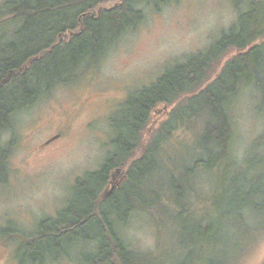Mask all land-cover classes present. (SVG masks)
I'll return each mask as SVG.
<instances>
[{
    "label": "trees",
    "instance_id": "trees-1",
    "mask_svg": "<svg viewBox=\"0 0 264 264\" xmlns=\"http://www.w3.org/2000/svg\"><path fill=\"white\" fill-rule=\"evenodd\" d=\"M168 1L0 3V184L8 180L16 144L14 132L5 142L2 137L13 131L15 117L97 66L144 21L140 5L160 11ZM232 2L238 16L229 29L205 50L165 66L110 116V150L97 169L75 178L55 215L40 218L35 232L19 242L20 264H44L81 246L89 249L77 253L79 264H232L247 227L264 228V131L238 160L231 113V102L249 86L259 94L264 117V0ZM232 51L213 74L212 67ZM161 105L170 108L168 116L145 140ZM198 119L201 125L190 143L169 144L174 131ZM203 173L212 181L200 213L189 197ZM149 211L173 221L169 251H137L123 238L120 226ZM0 236L11 234L2 228Z\"/></svg>",
    "mask_w": 264,
    "mask_h": 264
},
{
    "label": "rangeland",
    "instance_id": "rangeland-1",
    "mask_svg": "<svg viewBox=\"0 0 264 264\" xmlns=\"http://www.w3.org/2000/svg\"><path fill=\"white\" fill-rule=\"evenodd\" d=\"M117 1L106 0L105 5ZM244 5L241 2L239 7ZM140 7L145 12L144 21L124 34L97 66L19 113L13 131L3 134L5 142L14 132L16 144L8 160V180L0 184V229L11 234L0 236V264H20L15 255L19 242L35 232L40 218L55 215L63 206L77 176L102 163L111 148L109 118L130 92L151 84L165 66L205 50L238 16L232 0H169L160 11L148 5ZM234 53L213 66L212 73ZM258 106L259 94L249 86L231 102L233 149L238 160L264 131ZM169 110L161 105L153 113L145 140L159 128ZM196 124L174 131L169 144L190 143L201 120ZM211 181V176L201 174L195 180L196 191L190 193L193 208L200 213ZM246 223L253 225L247 217ZM172 225L167 215L138 212L120 226V232L132 249L157 254L173 245ZM252 228L247 227V233L241 235L232 264H264V228ZM86 249L89 246L77 247L70 256L44 264H79L77 253Z\"/></svg>",
    "mask_w": 264,
    "mask_h": 264
},
{
    "label": "water",
    "instance_id": "water-1",
    "mask_svg": "<svg viewBox=\"0 0 264 264\" xmlns=\"http://www.w3.org/2000/svg\"><path fill=\"white\" fill-rule=\"evenodd\" d=\"M110 191H111V190H110ZM110 191H109V193H110ZM109 193H108V194H109Z\"/></svg>",
    "mask_w": 264,
    "mask_h": 264
}]
</instances>
